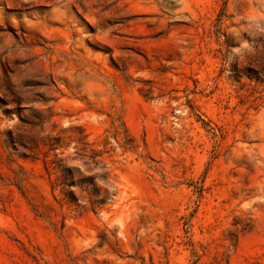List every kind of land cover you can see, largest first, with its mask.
I'll return each instance as SVG.
<instances>
[{"label":"rangeland","instance_id":"374dc122","mask_svg":"<svg viewBox=\"0 0 264 264\" xmlns=\"http://www.w3.org/2000/svg\"><path fill=\"white\" fill-rule=\"evenodd\" d=\"M263 33L264 0H0V264H264V85L230 78Z\"/></svg>","mask_w":264,"mask_h":264},{"label":"trees","instance_id":"16d2710c","mask_svg":"<svg viewBox=\"0 0 264 264\" xmlns=\"http://www.w3.org/2000/svg\"><path fill=\"white\" fill-rule=\"evenodd\" d=\"M254 52L256 53L248 59V65L242 67L239 62L232 65V74L230 78L233 79L234 82L243 86H246V84L252 86L253 83H256L257 86L264 85V33L260 37V46H258ZM114 137L116 139L123 137L125 143L131 145L130 143L132 140L125 129L121 132L120 128L115 126ZM121 147L126 148L130 146L121 145ZM59 167L63 169L64 181L67 183L69 179H71L69 176H73L74 169L66 168L61 165Z\"/></svg>","mask_w":264,"mask_h":264}]
</instances>
